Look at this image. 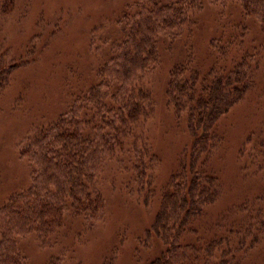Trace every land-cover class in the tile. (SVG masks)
I'll return each instance as SVG.
<instances>
[{
    "label": "rangeland",
    "instance_id": "1",
    "mask_svg": "<svg viewBox=\"0 0 264 264\" xmlns=\"http://www.w3.org/2000/svg\"><path fill=\"white\" fill-rule=\"evenodd\" d=\"M134 1L0 0V80L4 82L0 89V207L29 185L31 168L20 157L21 148L96 83L97 69L121 39L117 19ZM231 24L242 25L245 36L239 32L224 64L226 60L216 54L221 44L212 48L210 41L228 38L223 35ZM247 50L256 53L255 85L217 124L222 140L208 164L217 177L219 197L196 223V236L209 241L221 217L264 194V31L230 6L205 4L176 39L159 41L158 65L141 80L150 91L153 108L132 140L136 138L137 148L153 155L151 187L155 192L133 181L127 146L97 174L93 189L101 195L104 208L96 225L86 231L79 218L67 216L44 246L32 235L19 239L17 249L25 264L50 260L147 264L159 254L156 241L145 236L157 210V190L192 142L185 123L166 105L169 71L188 62L205 74L213 67L238 63ZM11 65L15 67L6 77ZM258 239L243 264H264V234Z\"/></svg>",
    "mask_w": 264,
    "mask_h": 264
},
{
    "label": "trees",
    "instance_id": "2",
    "mask_svg": "<svg viewBox=\"0 0 264 264\" xmlns=\"http://www.w3.org/2000/svg\"><path fill=\"white\" fill-rule=\"evenodd\" d=\"M205 4L230 6L264 31V0H135L129 4L117 19L121 39L97 69L96 83L20 150L31 168L30 181L0 207V264H25L17 241L32 235L44 246L67 216L79 218L85 230H91L104 208L101 195L93 189L97 174L127 146L133 181L155 192L153 155L148 156L146 148L138 149L136 138L132 140L153 108L150 91L141 80L158 65L159 41L176 39ZM241 28L231 24L223 35L228 38L210 41L212 48L221 44L216 54L226 60L224 64L239 32L245 36ZM248 50L238 63L219 65L205 74L188 62L169 71L166 105L185 123L192 142L157 190V210L145 236L156 241L160 252L147 264H243L264 234V194L221 217L209 241L196 236L194 229L219 197L218 180L208 164L222 140L217 124L255 85L256 53ZM14 67L6 68V77ZM3 84L0 80V89ZM47 264H60V260Z\"/></svg>",
    "mask_w": 264,
    "mask_h": 264
}]
</instances>
